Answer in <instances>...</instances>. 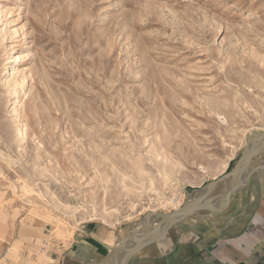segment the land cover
<instances>
[{
  "label": "rangeland",
  "instance_id": "obj_1",
  "mask_svg": "<svg viewBox=\"0 0 264 264\" xmlns=\"http://www.w3.org/2000/svg\"><path fill=\"white\" fill-rule=\"evenodd\" d=\"M263 132L264 0H0V264L144 233Z\"/></svg>",
  "mask_w": 264,
  "mask_h": 264
},
{
  "label": "crops",
  "instance_id": "obj_2",
  "mask_svg": "<svg viewBox=\"0 0 264 264\" xmlns=\"http://www.w3.org/2000/svg\"><path fill=\"white\" fill-rule=\"evenodd\" d=\"M259 160L263 162L264 155L257 164ZM261 173L264 171H254L246 178L224 211H199L165 223L162 234L131 254L126 264H264V174ZM214 192L209 196L219 197ZM132 231L127 230L121 236L85 232L55 264H99Z\"/></svg>",
  "mask_w": 264,
  "mask_h": 264
},
{
  "label": "water",
  "instance_id": "obj_3",
  "mask_svg": "<svg viewBox=\"0 0 264 264\" xmlns=\"http://www.w3.org/2000/svg\"><path fill=\"white\" fill-rule=\"evenodd\" d=\"M264 143V132L258 136L257 138L251 140L249 143L256 145L252 150L249 148V143L246 149L242 152L240 158L236 161L233 167L227 171L226 173L222 174L219 178L215 179L207 188L199 193H197L192 199L188 200L182 207L165 214H158L156 217L158 221L155 223L154 227L149 230V224L146 223V231L142 235H137L138 233L132 232L128 236H126L115 248L110 249L108 254L104 257V259L99 264H107L109 261L115 259L119 256V264H126L129 256L134 252L141 249V246H146L152 243L161 226L163 224L172 223L178 219L187 218L189 216L194 215L196 212L199 211H206L208 213H219L224 211L232 197L235 193V179L237 177L238 172L245 166L253 163L255 160L260 158L264 155V145L259 146V143ZM256 172V171H255ZM264 174V173H261ZM227 179L230 180V187L226 193V203L220 208H211V207H203L200 206V200L206 198L210 195L212 191H214L217 186L226 181ZM131 243L132 246L128 247L127 244Z\"/></svg>",
  "mask_w": 264,
  "mask_h": 264
},
{
  "label": "bare ground",
  "instance_id": "obj_4",
  "mask_svg": "<svg viewBox=\"0 0 264 264\" xmlns=\"http://www.w3.org/2000/svg\"><path fill=\"white\" fill-rule=\"evenodd\" d=\"M24 60V53H21V54H17V55H15V56H12L11 57V63H16V62H20V61H23ZM19 64V63H18ZM15 75H16V72H15V69L14 68H12L11 69V71H10V73L8 74V80L7 81H10V82H12V80H14V78H15ZM21 105H22V103H21V100H20V98L18 99H16V100H14L13 102H12V106H13V109H14V111H18L19 110V108L21 107ZM259 146H261V145H264V143H259L258 144ZM249 149L250 150H252L254 147H256V145H253L252 143H250L249 144ZM262 157V156H261ZM260 157V158H261ZM260 158H258V159H260ZM257 159V160H258ZM264 163V161L263 162H261V160H259V164H263ZM252 164V163H251ZM251 164H249V165H247V166H245V167H243L242 169H241V171H243L244 172V174H245V179L243 180V179H241L240 177H239V179L236 177V179H235V183H234V187H235V189H237L239 186H241L244 182H245V180H246V178L249 176V171H250V167H251ZM263 171V170H262ZM227 191H228V189L227 190H225V193L223 194L224 196H222V197H220L219 199H218V201L217 200H209V199H206V198H203V199H201L200 200V206H203V207H211V208H220V207H222L225 203H226V193H227ZM204 202V203H203ZM178 209V208H177ZM150 221V220H149ZM148 224H149V230L150 229H152L153 227H154V225H155V223L154 222H148ZM144 226V225H143ZM166 224H163L162 226H161V229L159 230V232L157 233V235H161L162 234V232H163V230L166 228ZM143 232V231H142ZM141 231H139L138 233L140 234V235H142L143 233H142ZM145 232V231H144ZM142 233V234H141ZM127 246L128 247H131L132 246V244L131 243H128L127 244ZM113 264H119V256H117L116 258H115V261H114V263Z\"/></svg>",
  "mask_w": 264,
  "mask_h": 264
}]
</instances>
